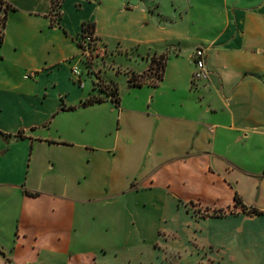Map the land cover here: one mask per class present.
Masks as SVG:
<instances>
[{"label":"crops","instance_id":"0c3cea01","mask_svg":"<svg viewBox=\"0 0 264 264\" xmlns=\"http://www.w3.org/2000/svg\"><path fill=\"white\" fill-rule=\"evenodd\" d=\"M1 1L0 264H264V0L140 2L125 41L146 64L95 79L102 21ZM199 47L193 83L175 59ZM157 57L159 80L132 86Z\"/></svg>","mask_w":264,"mask_h":264},{"label":"rangeland","instance_id":"374dc122","mask_svg":"<svg viewBox=\"0 0 264 264\" xmlns=\"http://www.w3.org/2000/svg\"><path fill=\"white\" fill-rule=\"evenodd\" d=\"M150 1L151 0H58L60 10L62 11V14H64V20L70 27L76 26V23L80 19H88L92 21L98 20L102 21V24L104 25V40L102 42L100 40L97 41V48L98 51L101 52L100 56L102 57L98 56L92 60V64H94L92 65L94 72L90 73L92 78L95 79L94 74H98L100 68L101 74H103L104 71L109 72V68H107L108 66L104 68L102 64H113L117 65V67H120V64H130L135 68L138 67L137 64H146L139 58V56H137L135 49L132 48L125 39L133 36L135 32L138 33L137 28H132L131 25L132 19L137 12L136 7H139L140 2L147 4L150 3ZM186 1V3L190 5V11L195 10L198 0ZM223 1L224 0H218L220 3L219 9L221 14L223 12ZM227 1L228 3L232 2V0ZM254 1L257 0L250 2ZM238 2H241L243 3L242 5H244L245 3H248L249 0H238ZM120 9L125 11L120 13ZM55 10L58 13L56 7ZM98 43H100V46ZM172 49L174 48H169V51L165 53L164 63L169 56H172L170 59L174 58V50ZM125 52H127V54ZM78 60V58H75L69 64L72 66V64H75ZM175 61L177 64H192V61H189L188 58L183 56L182 51L179 53V56ZM172 62L173 59H171L168 64H172ZM80 63L84 64L81 61ZM78 69L85 77H89L88 75H85L84 67L79 65ZM109 74H113L112 71L109 72Z\"/></svg>","mask_w":264,"mask_h":264},{"label":"built area","instance_id":"2783aa9c","mask_svg":"<svg viewBox=\"0 0 264 264\" xmlns=\"http://www.w3.org/2000/svg\"><path fill=\"white\" fill-rule=\"evenodd\" d=\"M53 7V15L57 17V13L55 10V7L58 9L59 7V2L58 0H52ZM7 7L4 6L3 2L0 0V34H1V28L3 27V18H4V12L6 11ZM76 44L79 50V56H80V61L87 63L91 61L92 59V52L95 50L96 46V39L93 36V32L85 30L84 28L80 30L77 38H76ZM205 55H206V50L204 48H196L191 56L192 64L194 66V71L192 74V82H196L206 76V69H205ZM163 64V59L161 57L157 58H152L150 62V67L148 70L140 74L138 76H135L131 83L135 85H139L142 83L143 76L149 78V83L154 84L157 82L160 78V73H161V68ZM71 75L75 78H78L79 72L77 68H73L71 70ZM33 73H28L24 75V78H30L33 77ZM111 99H114L111 97Z\"/></svg>","mask_w":264,"mask_h":264},{"label":"trees","instance_id":"16d2710c","mask_svg":"<svg viewBox=\"0 0 264 264\" xmlns=\"http://www.w3.org/2000/svg\"><path fill=\"white\" fill-rule=\"evenodd\" d=\"M52 3H53V1H52ZM52 7H53V5H52ZM85 29V30H88V31H91V32H93V24H91V23H87V22H85V23H82L81 24V29L80 30H82V29ZM0 43H1V38H0ZM132 81V80H131ZM131 85L132 86H136L135 84H132L131 83ZM114 95H115V93L113 94V101L114 102H117V98L116 97H114ZM235 206H238V207H241L243 210H245L246 209V207L241 203V201L237 198V197H235ZM249 213H252V214H261V212H259V211H257V210H255V209H248L247 210Z\"/></svg>","mask_w":264,"mask_h":264}]
</instances>
